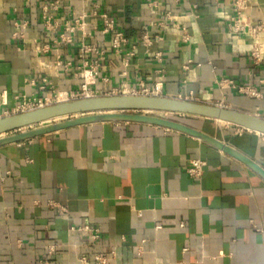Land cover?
Returning <instances> with one entry per match:
<instances>
[{
    "label": "crops",
    "instance_id": "1",
    "mask_svg": "<svg viewBox=\"0 0 264 264\" xmlns=\"http://www.w3.org/2000/svg\"><path fill=\"white\" fill-rule=\"evenodd\" d=\"M100 12L128 37L123 54L113 52ZM24 21V36L14 37ZM69 25L76 28L64 42ZM257 40L264 0H0V117L25 97L79 90L80 68L99 60L83 46L104 51L91 85L98 95L159 83L162 96L264 117ZM223 78L237 86L220 89ZM177 120L264 168V134L191 114ZM195 157L206 161L201 179L187 172ZM86 223L101 229L98 240L69 233ZM110 249L109 264H264V177L193 134L140 121L82 123L0 145V264H82V253Z\"/></svg>",
    "mask_w": 264,
    "mask_h": 264
},
{
    "label": "water",
    "instance_id": "2",
    "mask_svg": "<svg viewBox=\"0 0 264 264\" xmlns=\"http://www.w3.org/2000/svg\"><path fill=\"white\" fill-rule=\"evenodd\" d=\"M149 111H171L214 118L264 134V117L256 113L162 95L116 94L66 100L2 116L0 145L82 123L140 121L193 134L242 160L264 177L262 166L223 140L179 120L147 113Z\"/></svg>",
    "mask_w": 264,
    "mask_h": 264
},
{
    "label": "built area",
    "instance_id": "3",
    "mask_svg": "<svg viewBox=\"0 0 264 264\" xmlns=\"http://www.w3.org/2000/svg\"><path fill=\"white\" fill-rule=\"evenodd\" d=\"M99 14L103 19V29H102L103 32L112 33L111 48L113 52L117 55L123 54L124 47L128 43V37L125 35V33L122 30H119L118 28H116V21L111 15H109L107 12H100ZM167 17L170 19L172 18V15L170 12L167 13ZM160 24H163V21H160ZM80 26H83V25L80 24ZM26 27H27L26 21L21 22V23H16V28L13 32L14 37H23ZM75 28L76 27L74 25H69L67 29L69 33L68 34L63 33L61 35V40L64 42L72 41L71 33L75 31ZM257 30H258V27L255 26L254 28H251V33L255 35ZM142 42L146 47H150L152 44L151 36L148 33H145L142 37ZM135 49H136V45H132L131 49H129L125 53V56H123L122 58V61L124 64L127 65L129 63V58L135 55ZM82 50L84 52L96 50V52L99 54L97 58L99 60L86 63L84 67L80 68L79 73L82 78V83H81V87L79 90L73 91L72 93H68L67 91L55 92L52 90L51 93H49L47 96H45L42 99H38L36 97H32L31 99H29L25 97L23 102L18 106V110L15 113L27 111L30 109H34L37 107H41V106H45L48 104L57 103L61 101L99 96L91 88V85L96 82L98 68H99V61L100 59L104 58V51L97 50L89 46L88 47L83 46ZM263 55H264V42L257 40L253 48V51H252V56L254 57L255 61L258 63V62H261ZM162 56L163 54L161 51H156L154 53L155 59L159 61L162 59ZM67 64L69 65L70 63L68 62ZM45 83L46 84L43 85L42 88H46V85L48 86L49 84V82H47L46 79H45ZM217 83L220 89L237 86L235 81L230 78L220 79ZM238 89L244 90V87L239 86ZM245 92L258 95V92L250 88L248 90H245ZM1 94L4 97L6 93L5 91H3ZM61 94L65 95L64 99L61 98ZM116 94H137V95L160 96L161 86L159 83H156L155 86L153 87L147 86L144 83H140L138 87L124 86L120 89H114L112 93L108 95H116ZM205 164H206V161L202 157L192 158L190 159L189 165L187 166V172L189 173V175L197 179H201ZM49 205L55 206V202L50 201ZM62 209H64V207H62ZM257 229L259 228L257 227ZM75 230L86 233L92 241L98 240L102 235V231L99 227H96V226H93L87 223L83 225H78V226H75V225L71 226L69 228V233H73ZM56 247L57 245L55 243H49L47 246V252L49 254H52L56 250ZM115 256H116V250L110 249V251L108 252H95L91 258L86 253H82L80 255V261L82 262V264H89L91 260L93 261L94 264H109L115 258Z\"/></svg>",
    "mask_w": 264,
    "mask_h": 264
},
{
    "label": "rangeland",
    "instance_id": "4",
    "mask_svg": "<svg viewBox=\"0 0 264 264\" xmlns=\"http://www.w3.org/2000/svg\"><path fill=\"white\" fill-rule=\"evenodd\" d=\"M137 112H142V110H138ZM147 113L156 114V115L164 116V117L175 119V120H177L179 116L183 114V113L171 112V111H149Z\"/></svg>",
    "mask_w": 264,
    "mask_h": 264
},
{
    "label": "bare ground",
    "instance_id": "5",
    "mask_svg": "<svg viewBox=\"0 0 264 264\" xmlns=\"http://www.w3.org/2000/svg\"><path fill=\"white\" fill-rule=\"evenodd\" d=\"M61 98L64 99L65 98V95L64 94H61ZM221 121V120H220ZM49 123V122H48Z\"/></svg>",
    "mask_w": 264,
    "mask_h": 264
}]
</instances>
